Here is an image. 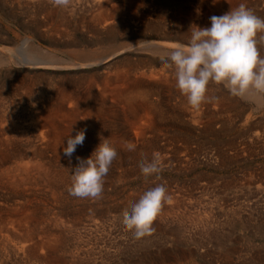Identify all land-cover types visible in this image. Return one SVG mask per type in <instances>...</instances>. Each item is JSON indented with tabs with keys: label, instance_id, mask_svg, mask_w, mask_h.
<instances>
[{
	"label": "bare ground",
	"instance_id": "1",
	"mask_svg": "<svg viewBox=\"0 0 264 264\" xmlns=\"http://www.w3.org/2000/svg\"><path fill=\"white\" fill-rule=\"evenodd\" d=\"M0 1L9 5L11 9L12 6L21 8L25 17L23 23L26 27L23 31L16 32L0 25V74L4 70L2 71L4 77L0 76V190L5 189L9 194V196L5 195L3 198L0 195V247H2L1 249L8 247L10 250H19L20 253V250H26L27 252H24L27 253L29 258H34L41 264H51L59 261L60 258L56 251L64 250L66 243L78 244V240L81 239L79 238L80 232L79 239L76 241H74L73 236L71 242L70 238H67L71 233L74 235L73 229L82 227L87 230L91 227L89 226L90 223L85 220L88 217L87 214L95 210L96 204L93 205V201L92 203L82 201L81 204L79 203L77 207L74 206L75 208L71 210H68L70 207L68 209L61 207L60 211L63 212L62 214H68V217L65 214L62 217L70 219L72 224L69 223L68 227L64 226V220L67 219L59 217V220L54 223L61 226V228L56 227L59 234L53 236L54 238L51 236V234H54V230H51L48 226L43 227L41 224L42 220L39 221L41 213L47 214L51 212L52 206L50 207V205L59 201L57 195L62 190L64 191V187L71 186L72 171L78 164L77 157H88L101 139H107L117 151V157L111 165L113 169L110 176L108 175V183L112 185L110 182L115 178L118 179L119 172L117 169L124 164V161H126L124 160L125 157L131 161L137 159L142 164L151 161L155 154L160 158V167H163L168 164L167 157L162 152L164 145L172 146V141L180 140L182 144L180 145L184 146V149L188 148V152H191L190 139L193 135L202 139L201 141L203 142V139H217V137L226 133L227 129L223 125L219 126V129L215 127L216 121L225 123V120H227L218 119L216 112L229 108L238 109L241 108V104L236 99V96L231 95L222 86L217 87V84L210 83L206 93V100L199 108H193L190 105L189 107L185 105H182V107H166L162 104L159 94L166 87L172 93L171 95L178 96V99L180 96L179 103L189 104L186 96L176 87L174 68L164 63L171 46L176 43L187 42L190 36L189 29L192 24L208 27L211 23L210 16L222 15V10L234 9L245 2L244 0H216L213 3V0H206V3L200 8L198 6V9L195 7L196 4L194 6L191 5L193 6L191 8H187L189 5L186 4L187 2H185L187 7L177 4V7L167 12V22L164 21L162 23V19L159 20L157 17L159 15L156 16L157 20H159L156 24L148 25L144 20L146 29L149 26V29H151L149 32L153 31L155 33L152 36L154 37L153 39L148 36V38L135 39L134 34H140L141 32L140 29L136 28V22L146 19L148 14L146 10L151 8L144 9L145 12L137 11L135 13V10L129 8L135 3L137 5L136 0H132V3L134 2L132 5L127 0L130 5L127 2H121L122 0H71L68 8L55 7L52 0ZM245 1L247 2V0ZM166 2L178 3L177 0H166ZM199 9H201L200 12L197 11ZM118 18L127 20L129 25L118 29L116 24L118 23ZM152 21H154V18ZM103 30H106L107 33L109 32L107 38L113 44L106 49L108 52L98 56L96 55L97 49L92 47L101 42L102 38L98 34L101 31L103 33ZM127 36L131 38L129 41H121ZM42 42H47L48 45H44ZM120 53L126 54L120 59H115ZM100 64V67L103 68L100 72L96 70L97 68L92 67ZM88 66H91L93 70L79 73L76 78L75 75L66 74L65 77L56 80L55 84L50 85V88L47 84H44L47 81L45 79L46 76H49L47 69L56 70L59 68H83ZM98 75L101 77L99 80L104 82L101 89L97 87L99 82L97 84L94 81L95 79L93 80V77L98 78L96 77ZM110 80L119 81L122 86L118 83L119 86L117 84L115 87L110 88L109 84L112 83ZM154 95L156 96L154 97ZM163 97L165 98V96ZM262 100L263 98L258 99L254 103L262 106ZM168 120L175 121V124ZM167 126L175 129L173 134L170 133L172 134L171 139L169 138L170 140L160 137L164 135L160 131L163 129L167 130ZM80 130L85 131L83 144L77 145L71 157L65 156L63 147L66 146L67 137L70 135L75 136ZM257 133L252 134L253 139L257 138ZM216 141L218 142L220 139ZM129 143L135 145L134 150H128L127 145ZM220 149H223L222 146H220ZM119 153H126V155ZM222 158L224 159L225 157L223 156ZM184 161L186 160L184 159ZM136 166L138 165L136 164ZM114 169L116 170L114 171ZM108 183L105 184L107 185ZM42 185L47 188H43ZM133 198L134 195L132 196L131 194L125 200L133 201ZM74 199L73 201H75ZM247 205L249 206V203ZM101 206H104V204L102 205L101 203ZM111 207L113 206L111 205ZM252 209L254 208L252 207ZM56 212L52 211V213ZM90 214L92 216V213ZM103 216H101V219ZM204 217L201 218L204 219ZM193 219L197 218L193 217ZM188 220H191V218ZM202 220L199 223L202 229L209 227V221L204 219V222H202ZM200 221L198 220L197 222ZM197 222L194 221V224ZM155 223L158 224V222ZM47 224L50 225V222ZM53 224H51L52 227H54ZM194 224L185 229L186 226L184 224L177 223L169 231L174 236L179 237L182 231H190L191 233L190 228L197 227ZM82 233L85 234L84 232ZM142 241L143 245L146 244L147 238L143 237ZM84 243L86 244L87 241ZM35 250L51 251H48L49 253L45 255L41 253V255ZM71 251L65 255L72 256L73 254H70ZM12 253L14 252L12 251ZM81 253L83 252L81 251ZM230 253L231 250L225 249L223 258L225 260L229 259ZM17 254L15 256H21V254ZM80 255L81 257L83 256V254ZM91 255L93 260L94 255ZM9 256L12 255H8V258H10ZM73 256L76 257L77 255L74 253ZM99 257L101 258V256ZM17 258L19 259V257ZM74 259L69 262L71 264H84L82 263L84 260ZM9 260L11 261V259ZM61 260L62 262L66 261L62 258Z\"/></svg>",
	"mask_w": 264,
	"mask_h": 264
},
{
	"label": "rangeland",
	"instance_id": "2",
	"mask_svg": "<svg viewBox=\"0 0 264 264\" xmlns=\"http://www.w3.org/2000/svg\"><path fill=\"white\" fill-rule=\"evenodd\" d=\"M127 1H130L131 5L134 3V2L132 3V0H127ZM127 1L122 0L121 2L126 3ZM136 1H137V5L135 3V5L133 4L129 8V9L135 10L134 11L135 13L137 11L145 12L144 9H148L149 7L151 8L146 10L148 13L146 16V19L136 22V26H137L136 28H138V30L140 29L141 32L140 34L139 33L134 34L135 39H143V37H146V38L150 37V39L151 38L153 39L154 37L152 36L155 33L153 31L149 32L151 31V29H149V26H148L149 30L146 29L147 27H145V23H148V25L149 24L152 25V24L158 23L159 20L161 19H162L161 20L162 23H164V21L167 22L166 20L167 12L171 11L172 8L177 7V4L179 5L182 4V7H187V5L189 4L187 8H191L196 4L195 7L198 9V6L200 8L201 6H203V4L206 3V0L204 1L203 0H180V1L177 0L178 3L176 4L166 2V0H153V1L152 0H136ZM254 1L247 0L246 2L244 0L245 2L244 5L247 6L249 4L250 6L248 5L247 8L251 9L253 13L256 14L257 16L259 15L258 17L264 19V0H254ZM185 2H187L186 3L187 5L185 4ZM127 4H129V2H127ZM139 4L140 5L142 4L143 7L140 6ZM16 8L17 7L12 6V9H11L9 5L0 1V25L2 27L3 26L8 27L16 32L17 31L21 32V30L23 31L26 28L23 23L25 17H24V13L22 12L21 8L20 9L19 8L16 9ZM200 11L201 9H199V12ZM227 11L229 10H222L223 14ZM17 13H19L20 15ZM156 16L159 18V20H157L158 18ZM153 18H154V21L156 22L152 21ZM122 19L123 18H120L117 21L118 23H116L118 25V29H120L122 26L129 25V22L127 20H122ZM144 20H145V23H144ZM108 33L106 30H103V33L101 31V33L98 34V36H101L102 43L100 42L92 47V48L97 49L96 55L98 56L104 55L103 53L108 52L106 51V49L108 48V46H111L113 44L107 38ZM257 36H258L257 40H259L258 41L259 45L257 46L258 48L260 47L259 48L260 55L264 56V47H263L264 40L260 39L262 36H264V32H258ZM130 39H131L130 36H127L121 39V41H126V40L129 41ZM42 44L48 45L47 42H42ZM131 53H132V50H131ZM125 54L120 53L116 56L115 59H120ZM100 66L101 64L93 65L92 67L97 68L96 70L100 72L101 69H103ZM92 67L88 66V67H83V68H68V69L59 68L56 70L47 69L46 71L49 73L48 74L49 76H46L45 79L47 81L44 84H47L50 88L53 84H55L56 80L62 77H65L66 74L75 75V78H76V75H79V73H84L85 71H92L93 70ZM77 69H78V72H77ZM2 71H1L2 75L0 74V76L4 77V73ZM64 72L66 73L64 74ZM45 75H47V73H45ZM48 77H50V79H48ZM96 77L98 78L93 77V80L95 79L94 81L96 83L99 82V84L97 83L98 84L97 87L101 89L102 84H104V82L103 80H99L101 79L99 75ZM110 81L112 82L109 84L110 88L115 87L118 83L120 84V86H122L121 82L119 81H115V80L113 81L110 80ZM114 81L115 83L116 82L117 83L116 84L113 83ZM119 84L117 86H119ZM219 86L221 85L217 84V87ZM168 94L170 95V97ZM171 94L172 93H170L166 87L159 94L163 105H165L166 107H176V106L182 107V105L189 107V104L179 103L180 96L178 99V96H173ZM159 95L157 96L159 97ZM155 96L156 95H154V97ZM163 96H165V98ZM236 99L241 104L240 105L241 108H238V109L229 108L226 110H218L216 112L218 119L220 120L222 119L223 121L224 119H227L225 120V123H222L219 121H216L215 123V127H218V129H219V126L221 125H223L227 129L226 131L227 134L225 133L221 135L222 137L221 136L217 137V139H220V141L217 142L216 141L217 139L212 138V140L203 139L204 141L202 142L201 141L202 139H199L196 135H193L192 138L190 139L191 140L190 142L191 152H188L187 150L188 148L184 149V146L183 147L181 146L182 144L180 140L172 141L173 142V143L171 142L172 146L164 145L162 152L165 153L167 160H168V164L166 166L161 167V171L158 174H153L147 177L144 176L141 173L140 168H139L141 165L140 161L137 159H135L134 161H131V160H128L127 157H125L124 160L126 161H124V164L120 166L119 169H117L119 172L118 179L115 178L114 179L115 181L113 180L114 182L113 181L110 182L112 185L108 183V178L110 176L111 170L113 169L112 166L110 167L109 172L105 176L106 178L104 177V181H105L104 184L108 183L109 185L108 184L103 185V193L101 194L102 196L100 195L97 198L79 199L80 197L72 196L69 193L66 194V192H68L69 187H64V191L62 190L61 193L59 194L60 196L57 195L59 197V198L57 197L59 201H57V203L55 202L52 203V205H50L49 203L50 207L52 206L51 207L52 211H57V212L52 213L51 211V212H48L47 214L43 212L41 213V216L39 219V221L41 220L43 221V222L41 221V224L43 227L48 226L51 228V230H54L53 231L54 234H51L52 237L59 234V232H57L56 230V227L61 228V226L55 224L54 222L59 220V217L61 218L62 216H64L65 213L62 214L63 212L60 211L63 207H66L67 209L70 207L68 210H71L72 208L77 207L79 203L81 204L82 201L85 203H90V202L92 203L93 201V205L96 204L95 205L96 208L92 212L90 211V213H92V216L90 213L87 214L88 217L85 220L87 223H90L89 225L91 226L89 228L90 230L89 229L85 230L82 227H77V229H73L74 235L71 233V235L67 236L68 239L70 238L69 239L70 242L72 241L71 239L72 236L74 237V241L81 238L78 240L77 243L79 245L81 244L82 246L81 245L80 246L82 248L78 244L66 243L64 250H60L61 252L59 250L56 251V253H58L57 254L58 257L60 259L61 258L65 259L66 261H63L64 262L63 263L62 260L60 261L59 259V261L52 262L51 264H57L58 262L59 264L61 263L71 264V262L69 261H71L74 258H75L74 260H81V261L84 260L82 262L84 264H90V263L91 264H106V262L107 264H134V263L141 264V262L142 264H156V263L157 264H165V263L166 264H264V98L262 100L263 101L262 106L256 105L254 101L249 100L247 98L236 97ZM171 120H168V121H171ZM171 122L175 124V121H171ZM173 131H175V129H173L172 127L171 128L168 127L167 130L163 129L160 131V133L164 134L165 136L162 135L160 137L166 138L165 140H170L173 134ZM254 133H257V138L255 139H253V135H252ZM175 146L177 147V149ZM220 146H222L223 149H220ZM119 154L123 155L124 153H119ZM124 155H126V153ZM173 156H174V159H173ZM223 156L225 157L224 159L222 158ZM192 157H195V158H192ZM184 159L186 161H184ZM129 161L132 163H130ZM185 163L187 166L185 165ZM136 164L138 166H136ZM185 166L188 168H186ZM115 170L116 169H114V171ZM158 184H162L166 188V194L168 196V200L163 203L162 209L157 219L154 221V223L158 222V224L153 223L152 225L153 231L142 237L137 238L134 236L132 230H129L124 226L123 213L128 209H129L128 211H130L131 205L135 203L139 199V196L142 195L146 190ZM138 185L141 188H139ZM42 187L45 188L46 186L42 185ZM62 193L64 196L61 195ZM135 193L138 194L139 196L136 195ZM131 194L132 196L134 195L133 201L132 200L129 201L127 199L125 200V198ZM0 195H2L1 198H3V196L5 195L9 196V194L7 193L5 189L0 190ZM73 199L76 202L73 201ZM82 199H84L85 201ZM65 202H67L68 204L70 203V204L68 205ZM104 202L107 204H105ZM101 203L102 205L104 204V206H101ZM248 203H249V206L247 205ZM251 203L255 205L253 204L251 205ZM111 205L113 207H111ZM125 205H126V208H125ZM165 207L166 209H164ZM252 207L254 209H252ZM236 213H239L240 215ZM94 214L96 216L95 218H94ZM115 214L117 215L115 216ZM237 215L241 217H238ZM101 216H103L102 219H101ZM67 217H62V219L64 218L67 219V220H64V224H63L66 227H68L67 225H70L69 223L72 224L70 219H68ZM89 217L90 218L92 217L91 218L92 221L90 220ZM193 217L194 218L196 217L199 221L203 219L201 217H204L206 221H209L210 225L209 227L208 226L206 227L207 230L204 228L203 230L199 224L201 223V221L197 222L198 220L193 219ZM52 218L54 219V221ZM182 218H183V221L181 222ZM190 218L191 220H188ZM175 219L177 220L172 222ZM203 220L202 222H204ZM169 221L172 225L169 223ZM194 221L197 223L194 224ZM49 222H50V225L47 224ZM177 223L184 224L186 226L185 229L188 228L190 225L193 226L194 224L195 226H197L196 228L198 229L190 228L191 233L193 232L192 234L190 233V231H182V234L179 237H176V235L174 236L171 233V231H169V229L171 227H175ZM51 224H53L54 227H52ZM80 228L83 229V231H81ZM200 231H202L203 233ZM79 232L81 233L80 237H79V234H80ZM82 232H84L85 234H83ZM206 232L207 234H205ZM143 237L147 238V241H146L147 243L144 244L145 246L143 245V241H142ZM86 241L87 243L85 244L84 242ZM117 242L118 243L120 242V243L118 244ZM218 243H221V244H218ZM119 246L121 247L119 248ZM1 248L2 247H0V255H1L0 264H27L28 262L30 264H41L38 260L34 258H29L26 253L27 252L26 250H20L21 251L20 253L19 250L18 251L10 250L8 247H7L8 249L7 248L1 249ZM225 249L231 250L229 259L227 260L223 258V252ZM70 250H72L70 254L72 253L74 255L75 253V255L77 256L75 257L73 255L72 256L65 255V254H69ZM12 251L14 253H12ZM15 251L19 255L21 254V256H15L17 254ZM35 251L37 252L38 250H35ZM48 251L50 252L51 250H47V251L39 250L38 253L39 254L42 253L43 255H45L49 253ZM81 251L83 253H81ZM85 252H86V255H85ZM80 254H83V256L81 257ZM91 254L94 255L93 260H92ZM8 255H12V256H9L10 258H8ZM89 255L91 258L89 257ZM96 255L101 256L102 259ZM17 257H19V259ZM96 257H99V258H96ZM25 258L27 261L25 260ZM76 258H79V259H76ZM9 259H11V261Z\"/></svg>",
	"mask_w": 264,
	"mask_h": 264
},
{
	"label": "clouds",
	"instance_id": "3",
	"mask_svg": "<svg viewBox=\"0 0 264 264\" xmlns=\"http://www.w3.org/2000/svg\"><path fill=\"white\" fill-rule=\"evenodd\" d=\"M52 3L58 8H68L71 0H52ZM209 19L208 27L192 24L187 42L172 45L164 60L174 68L176 87L193 108H199L206 100L210 83L221 85L236 97L253 101L264 98V56L257 46V33L264 32V19L244 4ZM260 39L264 40V36ZM84 139V130L68 136L64 155L71 157ZM127 148L132 151L135 145L129 143ZM116 157V148L107 139H101L88 157H77L69 194L80 198L99 197L104 177ZM140 171L146 177L158 174L161 171L159 156L154 154L151 161L142 163ZM167 200L162 184L146 190L131 205L130 211L123 213L124 226L137 238L152 232V225Z\"/></svg>",
	"mask_w": 264,
	"mask_h": 264
}]
</instances>
